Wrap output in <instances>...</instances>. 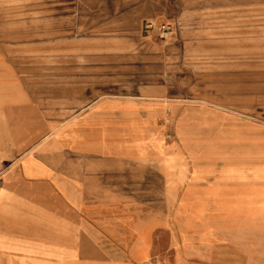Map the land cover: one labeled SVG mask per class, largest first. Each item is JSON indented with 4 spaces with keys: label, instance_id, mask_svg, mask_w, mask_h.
<instances>
[{
    "label": "crops",
    "instance_id": "0c3cea01",
    "mask_svg": "<svg viewBox=\"0 0 264 264\" xmlns=\"http://www.w3.org/2000/svg\"><path fill=\"white\" fill-rule=\"evenodd\" d=\"M14 42L0 33V264H236L251 228L231 212L259 187L233 161L237 125L148 97L72 117V89L46 85Z\"/></svg>",
    "mask_w": 264,
    "mask_h": 264
},
{
    "label": "rangeland",
    "instance_id": "374dc122",
    "mask_svg": "<svg viewBox=\"0 0 264 264\" xmlns=\"http://www.w3.org/2000/svg\"><path fill=\"white\" fill-rule=\"evenodd\" d=\"M0 22L14 44L27 38L46 85L72 89V117L102 97H148L218 109L237 125L233 161L259 187L231 212L237 233L251 228L235 262L264 264V0H0Z\"/></svg>",
    "mask_w": 264,
    "mask_h": 264
},
{
    "label": "built area",
    "instance_id": "2783aa9c",
    "mask_svg": "<svg viewBox=\"0 0 264 264\" xmlns=\"http://www.w3.org/2000/svg\"><path fill=\"white\" fill-rule=\"evenodd\" d=\"M148 29L152 30L154 29V24H148ZM167 27L162 26L160 31H162L163 33H165L167 31ZM4 176V168L0 165V188H1V182H2V178Z\"/></svg>",
    "mask_w": 264,
    "mask_h": 264
},
{
    "label": "bare ground",
    "instance_id": "6f19581e",
    "mask_svg": "<svg viewBox=\"0 0 264 264\" xmlns=\"http://www.w3.org/2000/svg\"><path fill=\"white\" fill-rule=\"evenodd\" d=\"M170 120H167V123L169 124Z\"/></svg>",
    "mask_w": 264,
    "mask_h": 264
}]
</instances>
